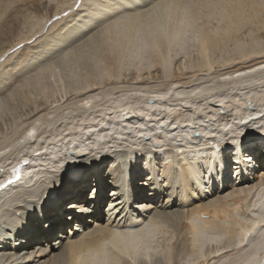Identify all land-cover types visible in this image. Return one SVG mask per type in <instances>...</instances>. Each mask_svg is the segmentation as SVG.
Returning <instances> with one entry per match:
<instances>
[{
	"label": "bare ground",
	"instance_id": "1",
	"mask_svg": "<svg viewBox=\"0 0 264 264\" xmlns=\"http://www.w3.org/2000/svg\"><path fill=\"white\" fill-rule=\"evenodd\" d=\"M79 1L81 2V0ZM15 2H29L31 5L33 0H15ZM70 3L68 15L58 17L52 26L62 22L57 26L55 25L56 27L53 26V30L51 29L52 26L45 29L47 33L49 29L52 31H49L50 33L40 40L43 44L42 49H36L34 52L32 50L33 53L30 56L28 54H31L29 47L32 45L30 44L25 46L29 50L19 52L20 56L23 54L25 55L22 56L23 58H28L27 62L25 60L26 63L23 62L25 64H19L23 69L30 65L35 68V63L38 64L44 60V62H40L41 65L40 63L38 66L36 64V68H33L35 71H32L31 74L29 72V75L25 77V83L22 84L26 85L29 90H27L28 96L24 94L23 98L28 100L30 97L33 98L35 93H49L53 89V84L50 82L52 77H58V79H63V82L72 89L83 87L86 93L82 91L83 94L78 96V99L76 98L81 104L79 103L80 105H77L74 110L76 117L78 115L77 118H79L80 115L86 122L82 123L83 126L80 124L82 128L72 130L74 127L72 121L75 120L70 117L71 120L68 122L65 119L67 123L59 125L60 127L66 125L65 127L56 128L58 130L55 129L52 136L45 141L43 139L33 149L30 156L35 162H33L34 160L23 159L21 156L25 154L20 153V149L17 150V156L14 155L7 164L5 163L6 166L4 162H0L3 166L2 173L0 171V264H151L150 260H146L149 259L147 257H150L148 243L160 226H165L170 232L168 233L169 248L166 244L167 247H165L164 252L167 259L165 262H161L159 258H154L152 264H195L194 258L192 261H187V257L199 258L205 252L206 255V246L210 243L212 245V243L220 242L226 245L223 244V247L216 248V252L226 251V253L221 254V257L226 254L228 256L229 253L231 255L229 254L226 258L224 256L221 260L218 259L220 261L214 262V264H226L228 259L233 260L231 264H258L260 262V264H264V245L258 246L260 250H263L262 252H258V247H254L259 233L264 232V228L263 230L257 229V223L252 218L253 215H256V219L264 221V161H262L264 159V150H262L264 148V122H261L264 121V79L261 78L264 76V68L261 67L264 65V38H262L264 35L259 34L261 29L264 33V0H135V3L141 4L142 7L131 12H117V14L110 15L109 18L103 19L94 26L89 22L88 26L91 30L78 26L77 21L82 20L85 16L98 15L88 7L92 2L87 3L86 0L85 6H83L84 3H81L83 7L77 3L75 6L74 2ZM21 5L25 4L21 3ZM6 9L0 7V24L3 23V25L6 23L5 20H1V15ZM3 14L6 15L7 13L3 12ZM261 15L260 20L259 16ZM58 29L59 31H57ZM241 31H245L246 36L243 37ZM4 32V30H0V35ZM32 33L34 35V32ZM24 37L26 34L20 36L21 39ZM39 39L38 42L36 41L38 44ZM191 47L196 50V56L193 55L195 62L188 64L189 67L194 65L191 66L193 69L197 66L198 70L205 69L208 71L214 61L212 53L215 50H226L227 47L238 53L240 58L237 59L242 57L246 62L239 64L238 60L239 65L219 70L216 76L220 77V79L217 78L218 81L223 80V82L216 80L218 83H213L214 79L211 78L212 85L200 88V90H196L197 92L193 91L196 92L193 95L189 89L196 86L189 88L190 92L184 90L186 94L181 97L175 94L176 97L174 98H171L173 95L168 96L170 93L167 94V90L175 88V85L180 83L181 71L178 78L168 79L162 86L161 84L155 86L152 84L153 82H149L152 86L148 85V88L146 79L151 77L154 80L159 78L160 72L164 76L168 73L174 60L173 54H170L171 50L177 48L181 50L183 55H187ZM4 49L7 48L4 47ZM59 49L63 51L60 53ZM41 50L49 54L48 58L36 60L34 54ZM57 50H59L60 55ZM54 51V55L51 54ZM3 52L5 53L2 49L0 53ZM56 52L58 56L52 58ZM22 57L21 62L23 61ZM189 59L190 57L187 62ZM223 60L226 61L224 57ZM155 64H157L154 67L156 71L154 69L153 74L150 73V77L148 75L146 78H142L145 83L137 85L140 77L136 74L133 80H126L127 83L131 81L128 84L132 87H127L129 91L132 89L131 93L134 92L133 89L148 88L144 99H134L132 104H127L125 107L122 102L127 99H124V92L122 95L119 93L122 90L119 87L116 91H119L117 95L120 96L116 97L113 94L108 96L112 92L114 93L113 90L116 87L115 80H113L114 86L107 84L113 90L105 91L104 89L102 92L100 89L103 99L108 97L106 99H109L111 103L108 104L109 106L104 104L107 106L106 109L104 108L105 110L103 109L104 111L101 109L107 118V123L102 122L103 118L101 117L100 120L96 121L95 118L97 117H95L94 122L90 121L89 113L86 112L93 106L91 104L93 100H97L96 94L99 91H94L96 83L100 84L101 87L103 78H116L124 65H134L139 70L143 65L147 69H152ZM22 68L21 70H23ZM64 69L67 72L61 77L60 74L63 73ZM252 69H256V71H251ZM59 70L62 71L60 74L58 73ZM139 72L141 73V71ZM14 73L18 75L16 72ZM238 73L240 75H237ZM205 74L207 75V73ZM7 75L9 74L7 73ZM193 75L195 77L196 74ZM209 75L207 79L205 76L202 78L207 81L212 77ZM247 78L248 81L249 79L255 80V78H261L263 81L261 83L259 80L256 81L260 83L257 86L253 80L252 83L254 84L249 89L240 92L241 94L238 92L239 94L233 95L234 97L229 93L232 91L228 92L225 87H218L216 90L218 85L221 86L220 84L225 82H231L232 87V83H237V81L238 84L242 85L243 83L244 85L248 82ZM7 79L9 81V78ZM10 79L12 78L10 77ZM132 82L133 84L134 82L137 83L133 85ZM209 83L211 82L209 81ZM203 84L205 86V82ZM203 84H201L202 87ZM208 85L207 83L206 86ZM242 89L245 90V88ZM1 90L0 93L3 92ZM237 90L241 89H238L237 86ZM218 91L222 92L218 94ZM13 92L14 90L9 91V96L6 94L7 97L3 96L4 99L0 97L1 113L6 102L12 98ZM177 92L179 94V91ZM213 96L215 99L209 101L210 97ZM137 97L142 98L143 96L140 93V96ZM197 97H200L198 101L196 100ZM58 99L56 98V101ZM108 108L111 110H107ZM72 115L69 114L68 117ZM218 117H221L220 123L218 122L220 126L215 130L214 122L219 121L220 118L218 119ZM34 118L36 120V115ZM42 121L45 123L43 130L52 127L50 124L55 123L53 117L44 116ZM27 123V126L20 128L12 138L4 142L0 141L1 156H4L7 150L9 151L13 147L18 148L25 142H29L28 140L33 139L36 134L35 129L38 128L37 123L32 121ZM68 123L71 124L68 125ZM209 123L212 127H208ZM74 124L78 126L77 122ZM83 128L84 130H81ZM132 129L133 131L136 130L141 140L148 139L146 142L150 145L145 144L139 152L146 154L145 159L148 160L149 166L152 165V158L153 162H157V160L154 161L153 157L156 152L165 154L162 156L164 158H169L160 174L161 177L155 171L153 172L155 176L146 177L147 180L145 179L144 182L142 173L128 167L130 154L133 151L126 150L127 148H119L117 145V148H112V137L117 141L128 136L126 134H130L129 131ZM225 131L229 135L231 133L229 137L231 139L228 142L222 141L223 136L218 134V132L221 134ZM29 133L32 135L30 136ZM124 133H126L125 136ZM108 134H111L112 139L106 138ZM135 137L137 136L135 135ZM169 137L171 140L168 149L161 152L152 148L161 145L160 142ZM91 138V141L104 144H101L102 147H100L96 142H92L93 146H87L86 140ZM257 138L262 141L254 143ZM130 140L128 139L125 143H129ZM133 141L136 142V139ZM138 141L136 143H139ZM193 141L197 142L195 143L197 146H188L185 149ZM200 141L202 143L198 144ZM240 143L248 145L250 148L241 154L244 148L240 146ZM228 144L233 147L231 153L228 154L234 157L230 160L228 155L222 165L226 166V169L231 168L230 170L233 171L230 174L226 171L225 175H222L221 161L218 159L222 160L224 157L222 154L230 148ZM256 144L262 145L258 151H256ZM30 146L32 147V145ZM69 147L74 148L73 154L69 151ZM93 149H96L97 152L85 157V153L91 154ZM46 154L48 157L45 156ZM78 156H81L79 163H72L69 160ZM254 156L259 158L255 159ZM103 157L108 158V160L106 161ZM245 157H250L253 160V168ZM66 160L70 162L71 171L67 174L62 171L58 172L57 167L64 166L68 162ZM50 161L55 162L54 167L57 171H54V167L52 170L58 172L57 177L60 176L59 178L63 181L68 180L71 173L74 182L70 184L68 181H64L65 183L58 190V185H46L43 181L44 186L38 189L41 185L38 180L43 177L41 176L44 173L42 171H46L44 170L45 165L51 163ZM108 161L113 165L106 169L104 163L106 164ZM227 163L229 164L227 165ZM218 165L220 184L216 185L212 182V178L218 176V174H214ZM91 166H94L98 177L95 176L96 180L94 181L92 178L93 181L87 184L86 178L90 175L94 176L92 170L89 169ZM86 168L89 170H84ZM113 169L118 174H113L114 172L110 171ZM47 170H49L47 171L48 175L49 173L52 174V170L48 168ZM82 170L84 171L82 172ZM131 170L136 172L135 177L137 176V178H134ZM39 174L41 175L39 176ZM109 176L111 178L109 181L112 184L110 191L112 192L110 198H104V189L102 188H105L106 177ZM49 177H47L48 180H50ZM10 178L12 179L10 180ZM24 179L29 183L30 181L33 182L28 186L25 185V189L32 196L23 197L20 200L16 199L18 202H15V209L7 210L11 213L10 218H3L4 209L7 207V205L5 207L2 205L3 201L7 197L6 202L11 203L20 191L21 193L25 192L24 187L21 186V182L26 184L23 182ZM120 182H123V186L120 185ZM38 184L40 185L37 188ZM81 185L85 186L82 188ZM147 186L149 187L148 192L142 191ZM85 187L89 190L95 188V190L94 192H85ZM228 187L231 190L227 191L226 188ZM12 188L19 192L12 195ZM81 192L87 196L84 197ZM125 192H127V197ZM65 200L72 201L71 206L75 207V212L57 211L49 214V210L58 209ZM254 205L257 207L255 208ZM62 213H67L66 217H61ZM92 218H96L94 225H92L94 221L91 220ZM67 221L69 223H66ZM46 227L47 230L43 231ZM63 228H65V232L62 231ZM66 229L68 233H66ZM34 247H36L35 250H33ZM233 249L234 252L232 253ZM253 250H256L252 253L254 258L251 261H246L248 253ZM159 251L161 252L160 249ZM205 258L208 257L203 258L201 256L199 258L201 259L198 260L200 264H206Z\"/></svg>",
	"mask_w": 264,
	"mask_h": 264
},
{
	"label": "rangeland",
	"instance_id": "2",
	"mask_svg": "<svg viewBox=\"0 0 264 264\" xmlns=\"http://www.w3.org/2000/svg\"><path fill=\"white\" fill-rule=\"evenodd\" d=\"M76 1V2H75ZM70 2H74V5L77 3L78 5L80 4V6H82L81 5V3L83 4V6H85L86 4V0L84 1H82L81 0V2L79 1V0H69V2H68V0H48V4L50 5V7H45V8H43L42 10H40V12L39 13H36V12H33L31 9H30V7H29V2H18L19 3V5H18V3L17 2H15V4L16 5H18V7H11V8H5L6 9V11L4 10L3 12L6 14V15H4L3 14V12H2V15H3V17H4V19H2L3 17H2V15H1V20H5V23L9 26H7L5 23V25H3V23H1L0 24V30H4L5 32L3 33V34H1L0 35V51L3 49V51H5V53H7L8 52V54H5L4 52L3 53H0V57H1V59H0V90L3 88V87H5L4 89H2L3 90V92L2 93H0V97H1V99H2V97L3 96H6L7 97V95L6 94H8V96H9V91H12V90H14V92H13V95H12V98H10V100L9 101H7L6 102V104L4 105V109H3V111H2V113L0 112V141H2V142H4V141H6V140H8V139H10V138H12L14 135H16L17 134V132L20 130V128H22V127H24V126H27L28 125V121H32L33 123L35 122V123H37V126H38V128L37 129H35V132H36V134L34 135V137H33V139H31V140H28L29 142H25L24 144H22L21 146H19L18 148L17 147H13L11 150H7V152L4 154V156L2 155H0V162H4V164L6 163H8V161H10L11 160V158L15 155V156H17V150H19V151H21L20 153H22V154H25L24 156H21V157H23V159H29V160H32V158H31V156H30V154H31V152L33 151V149L36 147V146H38L39 145V143H41L42 141H43V139H44V141L45 140H47V138H49L50 136H52L55 132V129L56 128H60V129H62V127H65V126H62V127H60L61 126V124L62 125H64L65 123H67V121H65V119L66 120H68V122H69V120H75V121H72V126H74V127H72L71 129L72 130H75V129H80V128H82V126L84 125V124H82V123H85L86 121H84L81 117H80V115H79V118H80V120H77V119H79V118H77L78 117V115H77V117H76V111L74 110V108L75 107H77V105H80L81 103L79 102V101H77V99L83 94V93H86V92H84V89H83V87H78V89L77 88H74V89H72L70 86H67V84L65 83V82H63V79L61 80V79H58V77H55V78H53L52 77V79H51V81L50 82H52V90L51 91H49V93H35L34 94V96H33V98H29L28 100H26V99H24L23 98V96H24V94H26L27 96H28V91L27 90H29V88H27V86L26 85H24V84H22V83H25V81L24 80H26L25 79V77H27L29 74V72H30V74L32 73V71H35V70H33V65L31 66V69H30V66L29 67H27V68H25V69H23L20 65L21 64H25L28 60V58H23L25 55H23V54H21L22 56H20V53L21 52H24V51H26V50H29L30 49V52L33 50V52L37 49V50H39L40 48L42 49V46H43V44H41V42H40V40H42V38L43 37H45V35L46 34H48V33H50L49 31H52L53 29H54V27L53 26H55V25H53L52 26V24L54 23V21H56L57 19H58V17H60V16H65L64 15V13H68V11H69V8L71 7V3ZM92 1H90L89 0V2H88V0H87V3H91ZM21 3L22 4H25V5H21ZM77 4L75 5V6H77ZM82 6V7H83ZM69 7V8H68ZM14 8V11H12V9ZM17 8V9H16ZM64 12V13H63ZM5 16H7V17H5ZM13 18H12V17ZM10 17V18H9ZM9 18V19H8ZM259 18H260V20H261V18H262V15L261 16H259ZM8 19V20H7ZM38 20V21H37ZM53 20V21H52ZM41 21V22H40ZM199 21V20H198ZM12 22V23H11ZM62 22V21H61ZM60 22V23H61ZM214 22V21H213ZM212 22V23H213ZM15 23V24H14ZM32 23V24H31ZM42 23V24H41ZM59 23V24H60ZM13 24V25H12ZM58 23H57V25H59ZM37 25V26H36ZM56 25V26H57ZM53 27V28H51L52 30H50L49 29V31H48V33H47V30H45L46 28L48 29L49 27ZM55 26V27H56ZM8 27V28H7ZM2 28V29H1ZM7 28V29H6ZM10 28V29H9ZM10 31V32H9ZM245 31L247 32V29H245ZM245 31L244 32H242V36L244 37V36H246V34H245ZM32 32H34V35H33V33ZM240 32V33H241ZM263 32V30L261 29V31L259 32V34H261L262 36L264 35V33H262ZM26 34V37H24V38H20V36H23V35H25ZM20 38H18V37ZM38 37V38H37ZM261 37V36H260ZM40 38V39H39ZM262 38H264V36L262 37ZM38 39H39V44L38 43H36V41L38 42ZM35 42V43H34ZM3 43V44H2ZM28 43V44H27ZM33 43V44H32ZM6 44V45H5ZM32 45V47H29V49L27 48V47H25L26 45ZM36 44H38V45H36ZM4 45V46H3ZM35 47H34V46ZM41 46V47H40ZM231 46V45H230ZM4 47L5 48H7L6 50L4 49ZM16 49H15V48ZM61 47V46H60ZM59 47V48H60ZM24 48V49H23ZM27 48V49H26ZM32 48V49H31ZM229 48V49H228ZM21 49H23V50H21ZM60 50V49H59ZM59 50H57V52H58V54H59ZM17 51V52H16ZM63 51V50H62ZM61 50H60V53L62 52ZM189 52H188V54L187 55H183L182 54V52H181V50H179V49H177V48H175V49H173V50H171V52H170V54L174 57V60H173V62H172V65H171V67H170V69H169V71H168V75L166 76H164V74L162 73V72H160V76H159V78H156V79H154L153 80V78L151 79V74H153V72L154 71H156V68H154V67H156L157 66V64H155V65H153V67H152V69L150 70V69H147L146 67H144V65L143 66H141L142 68H140L139 70H137L135 67H134V65H124V67H122V70H121V72H120V77H116V78H114V77H109L108 79H106V78H103V85H101V87H100V84H98V83H96V85H95V89H97L98 87H100V88H98L97 90H95L94 89V91H96V92H98L97 94H96V98H97V100L96 99H94L93 100V103H91V104H93V106L91 107V108H89L88 109V111L86 112L87 114L89 113V118H90V121H92V122H94L93 120H94V118L95 117H97V118H95L96 119V121L97 120H100L101 118H103V121L102 122H106L107 123V118H106V116L105 115H103L104 113H103V111L106 109V107L107 106H109L108 104H111L110 103V100H109V102H108V100L106 99V98H108V97H104V99H103V96H101V95H103V94H100V93H102V92H104L103 90L105 89V91L106 90H113L112 88H111V86H114V84L116 83V87H115V89L113 90L114 91V93H116V94H114L113 92L110 94V95H108L109 97L113 94V96L115 95L116 97H118V96H120V95H117L118 94V92L116 91V90H118L117 88L119 87V89H122V90H120L121 92H119V93H121V95H122V93L126 96H124V99L126 100V101H124V102H122L123 104H125V107L127 106V104H132L133 103V100L134 99H144L145 98V96L144 95H146V93L145 92H147L148 91V88H149V86L151 85L152 86V84L154 85L155 84V86H157V85H159V84H161V86L163 85V84H165L166 82H167V80L168 79H176V78H178L179 76H178V74H180V71H181V76H180V79H179V81H180V83H179V85H178V83H177V81H176V85H175V88H171V89H169V91L167 90V94H169L168 96L169 97H171L172 95H173V97H171V98H174V97H176V96H182V95H185L186 94V92L184 91V90H186V91H189L190 93H191V95H193V94H196V90H200V88L202 89V88H206V87H209L210 85H212L213 83H218V82H220V81H218V79H220V77H218V76H216L217 74V72L219 71V70H224L225 69V67L226 68H228V67H230V68H232V67H234L235 65H237L238 63H237V61L239 60V64H243V63H245L246 61H245V59H243L242 57H241V59H237V58H240L239 56H238V53L235 51V50H231V48L230 47H227V49L225 50H223V51H221V50H215L213 53H212V58H213V62H212V64H211V67H210V69L207 71V70H205V69H199L198 70V68H197V66L196 67H194V69H193V67H191V66H194V65H191L190 67H189V65L188 64H191V63H193V62H195L194 61V57L196 56V50L194 49V48H190L189 50H188ZM233 51V52H232ZM20 52V53H19ZM33 52H31V54L30 53H28L30 56L32 55V53ZM57 52H56V54H55V56H52V58H55V57H57L58 55H57ZM173 52V53H172ZM236 52V53H235ZM16 53V54H15ZM54 53H55V51L53 52V53H51V54H53L54 55ZM5 54V55H4ZM60 55V54H59ZM193 55H195V56H193ZM6 56V57H5ZM20 56V57H19ZM182 56V57H181ZM232 56V57H231ZM238 56V57H237ZM6 59H5V58ZM21 57L23 58L22 60V62H21ZM190 57V59H189V61L187 62V59ZM223 57H224V59L226 60V61H224L223 60ZM17 58V59H16ZM182 58V59H181ZM50 59V58H49ZM179 59V60H178ZM236 59V60H235ZM15 60H17V61H15ZM19 60V61H18ZM25 60H26V62H25ZM37 60V59H36ZM43 60V59H42ZM182 60V61H181ZM216 60H218V61H216ZM220 60V61H219ZM243 60V61H242ZM178 61H181V62H178ZM222 61V62H221ZM231 61V62H230ZM234 61V62H233ZM12 62V63H11ZM17 62V63H16ZM20 62V63H19ZM23 62H25V63H23ZM40 62H44V60L43 61H40ZM39 62V63H40ZM227 62V63H226ZM243 62V63H242ZM10 63V64H9ZM15 63V64H14ZM38 63V64H39ZM176 63V64H175ZM218 63V64H217ZM224 63V64H223ZM13 64V65H12ZM20 64V65H19ZM36 64L37 63H35L34 64V66H35V68H36ZM38 64H37V66H38ZM43 64V63H42ZM49 64V63H48ZM238 64V65H239ZM16 65V66H15ZM40 65H41V63H40ZM178 65V66H177ZM226 65H229V66H226ZM7 66H8V68H7ZM27 66V65H26ZM152 66V65H151ZM176 67V68H175ZM180 67V68H179ZM222 67V68H221ZM17 68V69H16ZM19 68V69H18ZM21 68L23 69V70H21ZM34 68V69H35ZM58 68V67H57ZM10 69V70H9ZM155 69V70H154ZM184 69V70H183ZM213 69V70H212ZM6 70V71H5ZM15 70V71H14ZM18 70H20V71H18ZM28 72H27V71ZM148 70V71H147ZM154 70V71H153ZM182 70H183V72H182ZM194 70V71H193ZM196 70V71H195ZM26 71V72H25ZM79 71H81V70H79ZM139 71H141V73L139 72ZM214 71V72H213ZM216 71V72H215ZM14 72H16V74H18V75H15V73ZM19 72V73H18ZM22 72V73H21ZM24 72V73H23ZM62 71H58V73L60 74ZM67 72V70L66 69H64V71H63V73L62 74H60L61 75V77H63L64 75H65V73ZM178 72V73H177ZM193 72V73H192ZM195 72V73H194ZM207 73V75L205 74V73ZM214 74H213V73ZM7 73L9 74V75H7ZM10 73H12V74H10ZM151 73V74H150ZM162 73V74H161ZM170 73V74H169ZM200 73V74H199ZM13 74H14V77H13ZM138 75L139 77H140V79L138 78V83L137 82H134V84H133V82L131 83V84H133V85H136V83H137V85L140 83V84H143V82L145 83V81L143 80L144 78H146V76H148L149 75V77L150 78H148V79H146L147 80V82H146V85L148 86V88H146V87H142L141 89H133V91L134 92H132L131 93V91H132V89L129 91L128 89H127V87L128 88H131L132 87V85H131V87H130V85L128 84V83H130L129 81H128V83H127V79H131V80H133V78L134 77H136V75ZM141 74V75H140ZM147 74V75H146ZM193 74H196L195 75V77H194V75ZM202 74V75H201ZM205 74V75H204ZM208 74H210L211 76H212V74H213V76L212 77H210V75H209V79L206 81L205 79H207L208 78ZM21 75V76H20ZM163 75V76H162ZM190 75L192 76L191 78H190ZM206 77L205 79L204 78H202V77H204V76ZM8 76V77H7ZM20 76V77H19ZM145 76V77H144ZM200 78H199V77ZM6 77V78H5ZM10 77L12 78V79H10ZM18 77V78H17ZM23 77V78H22ZM165 77V78H164ZM167 77V78H166ZM194 77V78H193ZM7 78H9V81H7L8 79ZM16 78V79H15ZM21 78V79H20ZM60 78V77H59ZM117 78H119L118 79V81H117ZM143 78V79H142ZM187 78V79H186ZM189 78V79H188ZM200 79V82H199V79ZM204 79L203 80V82H205V86H204V84H203V82H201V80L202 79ZM214 79L213 81H211L212 79ZM218 78V79H217ZM261 78H263L264 79V76H262ZM261 78H255V80L254 79H249V81H248V78H247V81L248 82H246V83H244V85H243V83H242V85L241 84H238V81H237V83L235 82L234 84L232 83V85H233V87L231 86V82H225V83H222V84H220L221 86H217V88H216V90L218 89V87H220V88H222V87H225L226 88V90L229 92V91H232V92H229L230 93V95L232 96V97H234L235 95H238L240 92H245L247 89H249L250 88V86L252 85V84H254V83H252V82H256V81H260V83H261V81H263V79H261ZM23 79V80H22ZM197 80L199 83H201V84H203V87L201 86V84H199L196 80L195 81H193V82H191L192 80ZM22 80V81H21ZM113 80H115V83H114V81ZM142 82H141V81ZM184 80V81H183ZM218 82H217V81ZM254 80V81H253ZM2 81V82H1ZM10 81H12V82H10ZM121 81V82H120ZM158 81V82H157ZM164 81V82H163ZM166 81V82H165ZM209 81L211 82V83H209ZM18 82V83H17ZM113 82V83H112ZM118 82H120V83H118ZM149 82H153L152 84L151 83H149ZM160 82V83H159ZM194 82H196V83H194ZM209 84L208 86H206V84L207 83ZM213 82V83H212ZM221 82H223V80L221 81ZM106 83V84H105ZM190 83H193V84H190ZM249 83V84H248ZM259 82H256L255 84L258 86V84H260ZM107 84H112L111 86L110 85H107ZM125 84V85H124ZM182 84H183V86H182ZM224 84H225V86H224ZM227 84H229L228 85V87H227ZM11 85V86H10ZM14 85H15V87H14ZM21 85H24V86H21ZM104 85L106 86L105 88H104ZM126 87H124V86ZM128 85V86H127ZM178 85V86H177ZM181 85V86H180ZM198 85V86H197ZM200 85V86H199ZM235 85V86H234ZM124 88H123V87ZM194 86H196L195 88H192V87H194ZM237 86H238V89H241V90H237ZM241 86H243V87H241ZM247 86H249V87H247ZM11 87V88H10ZM13 87V88H12ZM109 87V88H108ZM120 87H122V88H120ZM186 87H188V88H186ZM68 88V89H67ZM107 88V89H106ZM177 88H178V90H177ZM189 88H192V89H189ZM242 88H245V90L244 89H242ZM10 89V90H9ZM12 89V90H11ZM17 89V90H16ZM102 90V92H100L101 90ZM143 89H147V90H143ZM189 89V90H188ZM1 90V91H2ZM66 90V91H65ZM126 91V93H125V91ZM141 90V91H140ZM176 90V91H175ZM222 90V89H221ZM236 90V91H235ZM82 91H83V93H82ZM116 91V92H115ZM144 93H143V92ZM177 91H179V94H178V92ZM193 91H196L195 93L193 92ZM65 92V93H64ZM76 92V93H75ZM77 92H79V93H77ZM128 92H130V93H128ZM181 92H183V93H181ZM219 93L218 94H220L222 91H218ZM239 92V93H238ZM140 93H141V96H143L142 98H138L137 96L139 95L140 96ZM153 93H155V92H153ZM172 93V94H171ZM64 94V95H63ZM129 94V95H128ZM174 94L176 95V96H174ZM241 94V93H240ZM128 95V96H127ZM131 95V96H130ZM166 95V94H165ZM190 95V94H189ZM190 95V96H191ZM234 95V96H233ZM79 96V97H78ZM101 96V97H100ZM167 96V97H168ZM62 97V98H61ZM66 97V98H65ZM78 97V98H77ZM100 97V98H99ZM123 97V96H122ZM193 97V96H192ZM5 97H3V99H4ZM56 98H59L57 101H56ZM64 98V99H63ZM77 98V99H76ZM102 98V99H101ZM55 99V100H54ZM198 99H200V97H197L196 98V100L198 101ZM212 99H215V97L213 96V97H210V99H209V101L210 100H212ZM196 100H194V101H196ZM229 100H230V98H229ZM54 101V102H53ZM95 101V102H94ZM191 101V100H190ZM100 102H103V103H101L100 104ZM105 102V103H104ZM199 102H200V100H199ZM80 103V104H79ZM95 103V104H94ZM104 104H106L107 106H105ZM73 107V108H72ZM99 107V108H98ZM105 108V109H104ZM97 109V110H96ZM103 111H102V110ZM111 110V108H108L107 110ZM101 110V111H100ZM138 111V110H137ZM144 111V110H143ZM101 112V113H100ZM139 112V111H138ZM63 113V114H62ZM94 113V114H93ZM99 113V114H98ZM42 116V117H39L40 115ZM72 115V116H69L68 117V115ZM96 114V115H95ZM113 114V113H112ZM112 114H110V115H112ZM36 115V120H34L35 118H34V116ZM75 115V117H76V119H75V117H73ZM98 115V116H97ZM53 117L54 118V120H55V125L54 124H50V125H52V127H48V128H46L45 130H43L44 129V125H45V123L42 121V118L43 117ZM62 116V117H61ZM93 118H92V117ZM38 117H39V119H38ZM70 117H71V119H70ZM73 117V118H72ZM101 117V118H100ZM105 118V119H104ZM220 118V119H219ZM32 119V120H31ZM62 119V120H61ZM92 119V120H91ZM218 119H219V121H216V122H214L215 123V127H214V129L215 130H217V128L220 126V120H221V117H218ZM65 122H64V121ZM80 121H81V123H80ZM84 121V122H83ZM75 122H77L78 123V126H76L74 123ZM219 122V123H218ZM261 122H264V121H261ZM26 123H27V125H26ZM217 123V124H216ZM23 126H22V125ZM69 124H71V123H68V125ZM80 124L82 125V126H80ZM59 127H58V126ZM217 125V126H216ZM53 127H54V129H53ZM208 127H212V125H211V123H209V126ZM91 128H93V127H91ZM59 129V130H60ZM43 130V131H42ZM56 130H58V129H56ZM81 130H84V128L83 129H81ZM113 130V129H112ZM215 130H214V132H215ZM202 131H204V130H202ZM207 131V130H206ZM205 131V132H206ZM40 132H42V133H40ZM54 132V133H53ZM130 132V134L129 133H124V136H125V134L126 135H128V136H126L127 137V139H124V138H126V137H124V138H122V139H118L119 140V142H117L116 141V139L114 138V137H112L113 138V143L111 142V144H113L112 145V148L113 147H116V145H117V147H119V148H124V149H126V150H131V151H133V152H131V154H130V160H129V162H128V167H130V169H135L136 171H139L140 173H142L143 174V176H144V178L142 179L144 182H145V179H146V177H153V176H155V174L153 175V172H157L158 174H159V176H160V174L163 172V170H164V165H165V163H167L168 161H169V158H164V157H162V156H165V154H160V153H154L153 154V157H154V161H156L157 160V162H153V158H152V160H151V164L153 165V167H152V165L151 166H149V164H148V160L147 159H145V155L146 154H143V153H140L139 152V150H142L143 148V146L145 145V144H147V145H150L148 142H146V141H148V140H144V139H142L141 140V137L139 138V135H138V133L136 132V130H134L133 131V129L131 130V131H129ZM49 133V134H48ZM137 133V134H136ZM179 134V133H178ZM218 134L220 135V136H223L222 138H221V140L222 141H226V142H228L231 138H229L230 136H231V133H230V135H229V133H227L226 131H225V133H221L220 134V132H218ZM135 135L137 136V137H135ZM128 137H130V138H128ZM131 137H133V138H131ZM135 137V138H134ZM106 138H111V134L109 135H107V137ZM111 138V139H112ZM138 138V139H137ZM170 138V139H169ZM169 138H167V139H165V140H163V141H161L160 143H161V145H157V146H154V147H152V148H154V149H157V150H159V151H163V150H165V149H167L170 145H169V142H170V140H171V137H169ZM128 139H131L130 141H129V145L132 143V145H128L127 143H125ZM133 139L135 140L136 139V142L138 141L139 143H136L135 141H133ZM92 140V138L91 139H89V140H86V143H87V146H93L94 144L92 143V142H96L97 143V145H100V147H102L101 146V144L103 145L104 143H102V142H98V141H91ZM55 141V140H54ZM133 141V142H132ZM140 141H141V143H140ZM131 142V143H130ZM35 143V144H34ZM116 143V144H115ZM122 143V144H121ZM134 143H136V144H134ZM173 143V142H172ZM202 143V141H200V142H198V144H201ZM133 144H134V146H133ZM30 145H32V147L30 146ZM115 145V146H114ZM256 145H258V144H256ZM133 146V147H132ZM192 147V146H197L196 144H194V143H189V145H187L186 147H185V149H187V147ZM262 145H258L257 146V148H256V151H258V150H260V147H261ZM116 147V148H117ZM24 150V151H23ZM106 150V149H105ZM230 150V149H229ZM262 150H264V148H262ZM100 151H102V150H100ZM97 151H96V149H93V151H91L90 153L91 154H88V153H85V157H89L90 155H93L94 153H96ZM19 153V154H20ZM45 156H47L48 157V155L46 154ZM60 156H63V155H60ZM134 156V157H133ZM5 157H6V159H5ZM18 157H20V155H18ZM132 157V158H131ZM142 157V158H141ZM148 157V156H147ZM162 157V158H161ZM256 157L257 156H254V158L256 159ZM81 158V156H78V157H73L72 159H69L70 161H72V163H79V159ZM231 158V157H230ZM4 160V161H1V160ZM106 161L108 160V158H104ZM164 159H165V161H164ZM167 159V160H166ZM247 159H249V163H250V166L253 168V160L252 159H250V157H248ZM34 160V159H33ZM32 160V161H33ZM48 160H49V158H48ZM66 161H68V160H66ZM218 161H220V159H218ZM33 162H35V160L33 161ZM51 163H48V164H46L45 165V168H44V170H46V171H42V172H44L42 175L41 174H39V176L41 175V176H43L42 178H40L39 180H38V183H39V181H40V183H41V185L40 184H38L37 185V188H38V186H39V188L38 189H41L43 186H44V184H46V185H58L57 186V189L59 190V188H60V186L61 185H63L65 182L64 181H68V183H70V184H72L73 183V177H72V175H71V173L69 174V179L68 180H61L59 177H57V173L59 172V171H62L64 174H67V173H69L70 171H71V168H69L70 166H69V161L67 162V163H65V165L64 166H60L59 168L57 167V169H59L58 170V172H54V171H57V169H56V167H54L55 166V162H52V161H50ZM6 164H5V166H6ZM112 165L113 164H110V162L108 161V162H106V164L104 163V166H105V168L106 169H108V167H112ZM162 165V166H161ZM36 166V165H35ZM52 167H54V168H52ZM151 167V168H150ZM254 167H256V166H254ZM30 168H32V167H30ZM47 168L48 169H50V170H52V169H54V171L52 170V174L51 173H49V175H50V177H49V175H48V172L47 171H49V170H47ZM3 169V166H1V163H0V171ZM73 169V168H72ZM25 171V170H24ZM24 171H22V172H24ZM110 171H112V172H114V169L113 170H110ZM26 172V171H25ZM24 172V173H25ZM1 173H2V171H1ZM134 174V178H137V176L135 177V175H136V172H132V170H131V174ZM113 174H118V172H114ZM25 175H26V173H25ZM61 175V174H60ZM128 175H129V173H128ZM45 176V177H44ZM36 177V176H35ZM47 177H49V179L50 180H48V178ZM130 176H128V178H129ZM161 177V176H160ZM47 178V179H46ZM151 178H148L149 180L151 179ZM223 178V177H222ZM47 180V181H46ZM109 180H110V176L109 177H106V185L104 186L105 188H102V189H104L103 190V196H104V198L106 197V198H110L109 196H110V194H111V192L112 191H110L111 189V186H112V184L109 182ZM147 180V179H146ZM23 181V180H22ZM43 181H44V184H42L43 183ZM46 181V182H45ZM91 180L89 179V177H87V179H86V182H87V184H89V182H90ZM164 181V180H163ZM23 182H26V184L25 183H23L22 184V182H21V186H23L24 187V190H25V192H23V193H21V191L19 192V191H14V189L12 188V191H13V193L10 191V193H12V195H15V194H17L18 192V194L17 195H15V197L13 198L14 200H12V202L10 203V202H6V199H7V197L5 198V200L3 201V203H2V205H4V207L7 205V209L5 208L4 209V212H5V214H4V217L3 218H5V219H9L10 218V215H11V213L10 212H8L7 210H10V209H15V202H18L17 200H20V198H23V197H29V196H32V195H29V192L25 189V187L26 186H28L29 184H32L31 183V181H30V183L29 182H27V180L26 179H24V181ZM49 182V183H48ZM212 182L214 183V184H216V185H219L220 184V177H219V174H218V176L215 178V177H213L212 178ZM218 182V183H217ZM108 183V184H107ZM92 184V183H91ZM210 184V183H209ZM26 185V186H25ZM120 185L121 186H123V182H120ZM213 185V184H212ZM42 186V187H41ZM85 185H81V187H84ZM41 187V188H40ZM36 188V189H37ZM149 187L147 186V188L145 189H142V191H145V192H148V189ZM94 190H95V188H92L91 190H89V188H85V192L86 191H92V192H94ZM226 190L227 191H229V190H231V188H226ZM82 193V195L85 197V196H87L85 193H83V192H81ZM240 193H242V192H240ZM8 194V193H7ZM4 195H6V194H4ZM3 195V196H4ZM9 195V194H8ZM8 195H6V196H8ZM8 198H10V197H8ZM19 198V199H18ZM17 199V200H16ZM149 199V198H148ZM4 202H6V203H4ZM150 202H151V200H150ZM149 202V203H150ZM11 207V208H9V207ZM15 206V207H14ZM9 208V209H8ZM6 210V211H5ZM67 213H62V215H61V217H64L65 215H66ZM107 216H108V214H107ZM66 217V216H65ZM63 219V218H62ZM91 220H94L93 222H92V225H94L95 224V221H96V218H92ZM1 222V221H0ZM99 222V221H98ZM66 223H69V221H67ZM38 226H39V224H38ZM37 227V226H36ZM160 227H162V228H160ZM160 227H158V230H156V233L153 235V239L151 240L150 239V242L148 243L149 244V246H148V248L150 247V251H149V253H150V257H147V258H149V259H146V260H150L151 261V264L153 263V259L154 258H159V260L161 261V262H165V259H167L166 258V253H164L165 252V247H167V245H168V248H169V244H168V239H169V237H168V233H170L169 231H167L168 230V228H165V226H160ZM160 228V229H159ZM165 228V229H164ZM64 230H62V231H64L65 232V228H63ZM162 230H164V231H162ZM159 231V232H158ZM161 232H163L162 234H161ZM164 232H166V233H164ZM66 233H68L67 232V229H66ZM156 234H158V235H156ZM164 234V235H163ZM170 235V234H169ZM55 236V235H54ZM155 236V237H154ZM162 236V237H161ZM164 236H165V238H164ZM168 237V238H167ZM53 238H55V237H53ZM157 239V240H156ZM167 239V240H166ZM160 240V241H159ZM162 240V241H161ZM165 241V242H164ZM162 242V243H161ZM151 243V244H150ZM242 245H244L242 242H240ZM154 244V245H153ZM167 244V245H166ZM211 244V243H210ZM208 245V246H206V250L205 251H207V256L205 255V253L203 254V255H201V256H203V258L204 257H208V258H205V260H206V264H214V262L216 263V262H219L224 256V258H226V257H228L229 256V254H228V256H227V254L226 255H223V257H221V254H223V253H226V251H221V252H216V248H220L224 243H222V242H220V243H216L217 244V246H216V244H214V243H212V245ZM214 244V245H213ZM39 245H41V244H39ZM166 245V246H165ZM224 245H226V244H224ZM223 245V246H224ZM242 245H241V247H242ZM37 246V245H36ZM154 246V247H153ZM157 248H156V247ZM222 246V247H223ZM160 247V248H159ZM20 248H22V247H20ZM27 248V247H26ZM35 248L36 247H34L33 248V250H35ZM161 250V252L159 251V249ZM162 248V249H161ZM210 250H209V249ZM242 248H244V246L242 247ZM154 250H155V252H154ZM212 251V252H211ZM214 251V252H213ZM160 252V253H159ZM209 252V253H208ZM216 252V253H215ZM234 252V249H233V251H232V253ZM152 253H154L153 255H152ZM211 253V254H210ZM228 253V252H227ZM208 254H209V256H208ZM6 256H7V254H5ZM231 255V254H230ZM233 255V254H232ZM201 256H199V258L201 257ZM189 258V259H188ZM195 260H194V259ZM198 257H187V261H189V260H194L195 261V264L197 263H199L200 264V261H198V260H201V259H197ZM163 259V260H162ZM197 259V260H196ZM218 259H220L219 261H218ZM185 259H184V262L186 261ZM204 260V259H203ZM229 262V264H231V262L233 263V260L232 259H228V260H226V262ZM213 262V263H212ZM225 262V263H226ZM228 262L226 263V264H228ZM219 264V263H218ZM223 264V263H222Z\"/></svg>",
	"mask_w": 264,
	"mask_h": 264
},
{
	"label": "snow or ice",
	"instance_id": "3",
	"mask_svg": "<svg viewBox=\"0 0 264 264\" xmlns=\"http://www.w3.org/2000/svg\"><path fill=\"white\" fill-rule=\"evenodd\" d=\"M13 6L18 7V5L15 4V0H0V7L11 8ZM29 7L33 12L39 13L40 10H42L45 7H50V5L48 4V0H33V3L29 5ZM88 7L98 15L85 16L82 20L77 21V25L87 30H91L88 26L89 22H91L92 25L94 26L95 24H99L103 19L109 18L110 15H114L117 14V12H123V11L131 12L137 8L142 7V5L136 4L135 0H92V3L89 4ZM64 15H68V14L64 13ZM57 31H59V29ZM69 31H71V29H69ZM48 55L49 54H46L44 51L41 50V51H37L34 54V58L47 59ZM261 67L264 68V65H261ZM251 71H256V69H252ZM237 75H240V73H238ZM85 103L87 104L88 102L86 101ZM29 135L31 136L32 133H29ZM177 163H179V161H177ZM76 202L78 203L79 201ZM66 205H68V207H65ZM71 205H72L71 200H65L63 201L62 204L59 205L58 209H54V212L57 211L75 212L76 211L75 207Z\"/></svg>",
	"mask_w": 264,
	"mask_h": 264
}]
</instances>
